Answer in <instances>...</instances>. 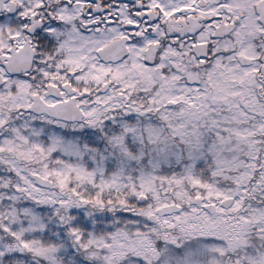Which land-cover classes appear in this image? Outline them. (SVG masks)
Segmentation results:
<instances>
[{
    "label": "snow or ice",
    "instance_id": "obj_1",
    "mask_svg": "<svg viewBox=\"0 0 264 264\" xmlns=\"http://www.w3.org/2000/svg\"><path fill=\"white\" fill-rule=\"evenodd\" d=\"M0 264H264V0H0Z\"/></svg>",
    "mask_w": 264,
    "mask_h": 264
}]
</instances>
